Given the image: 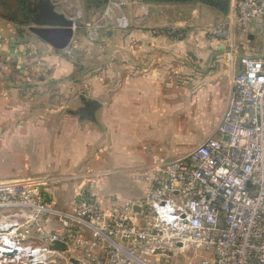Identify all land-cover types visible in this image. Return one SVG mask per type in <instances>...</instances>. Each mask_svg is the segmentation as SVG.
<instances>
[{"label": "crops", "instance_id": "obj_1", "mask_svg": "<svg viewBox=\"0 0 264 264\" xmlns=\"http://www.w3.org/2000/svg\"><path fill=\"white\" fill-rule=\"evenodd\" d=\"M45 1L76 21L72 56L32 33L33 24L25 29L5 18L0 5V180L43 177L65 209L80 189L104 205L142 198L143 171L214 136L241 56L264 51L254 29L237 36V54L228 59L203 33L228 13L202 3L109 0L93 18L98 9L87 0H29V12ZM116 9L127 27L118 25ZM103 17L106 48L81 77L75 53L83 41L94 43L87 25Z\"/></svg>", "mask_w": 264, "mask_h": 264}, {"label": "built area", "instance_id": "obj_2", "mask_svg": "<svg viewBox=\"0 0 264 264\" xmlns=\"http://www.w3.org/2000/svg\"><path fill=\"white\" fill-rule=\"evenodd\" d=\"M106 17L87 25L89 41L103 40ZM254 29L264 41V0H230L203 33L232 59ZM142 178V198L104 205L80 189L71 209L43 177L0 182V264H264V51L241 56L216 134Z\"/></svg>", "mask_w": 264, "mask_h": 264}, {"label": "water", "instance_id": "obj_3", "mask_svg": "<svg viewBox=\"0 0 264 264\" xmlns=\"http://www.w3.org/2000/svg\"><path fill=\"white\" fill-rule=\"evenodd\" d=\"M30 14L33 25H30L29 30L32 33L56 49H65L70 45L76 28L73 18L58 13L50 1L42 2ZM63 246L59 242L56 244V248ZM72 261L77 263L74 259Z\"/></svg>", "mask_w": 264, "mask_h": 264}, {"label": "trees", "instance_id": "obj_4", "mask_svg": "<svg viewBox=\"0 0 264 264\" xmlns=\"http://www.w3.org/2000/svg\"><path fill=\"white\" fill-rule=\"evenodd\" d=\"M109 0H87L89 8L102 9L106 6ZM170 2H184V3H202L213 8H216L220 12L227 14L230 9V0H164ZM29 0H0V5L6 13L2 15L17 23L19 26H23L26 29L31 24V14L28 9ZM19 29V28H18ZM23 29V30H25ZM21 29V31H23ZM20 31V32H21Z\"/></svg>", "mask_w": 264, "mask_h": 264}, {"label": "rangeland", "instance_id": "obj_5", "mask_svg": "<svg viewBox=\"0 0 264 264\" xmlns=\"http://www.w3.org/2000/svg\"><path fill=\"white\" fill-rule=\"evenodd\" d=\"M74 10H75V17L77 19H79L80 21H82V19L84 17L83 10L80 8H78V9L75 8ZM103 10L104 9H98L96 11L97 13L95 12V14H93L92 17L97 18V17L101 16V13L103 12ZM210 10L213 12L215 9L210 8ZM6 12H7V10H4V8H2V13H6ZM114 12L116 14V17H118V18L121 17L120 16L121 12L119 10L116 9ZM216 13H217V11H214L213 16H215ZM31 24H33V23L31 22ZM26 28L28 29V27H26ZM107 29L108 28L106 27V25L102 29L103 33H105L103 40H101L97 43H89L87 40L83 41V43L79 46L77 53H75V60H74L75 62L74 63L76 64L77 67L81 68L80 69L81 77L88 76L90 67L95 65V61H96L95 57L97 56V52L99 50H104L106 48V42L108 41L107 37H106ZM261 39L263 40L262 37H261ZM97 60L99 61V65H102V64H104L105 57L103 56L102 58H97ZM27 179H30V178L22 177V178L10 179V180H4V181L0 180V182H5V181H18L19 182V181H24ZM55 225H56V222H52L50 229H53V227ZM173 260H174V262H176L175 259H173ZM187 263H188V260H184L181 258L177 259V264H187Z\"/></svg>", "mask_w": 264, "mask_h": 264}]
</instances>
